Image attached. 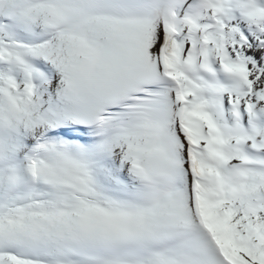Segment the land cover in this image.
<instances>
[{
	"label": "snow or ice",
	"instance_id": "1",
	"mask_svg": "<svg viewBox=\"0 0 264 264\" xmlns=\"http://www.w3.org/2000/svg\"><path fill=\"white\" fill-rule=\"evenodd\" d=\"M0 264H264V0H0Z\"/></svg>",
	"mask_w": 264,
	"mask_h": 264
}]
</instances>
